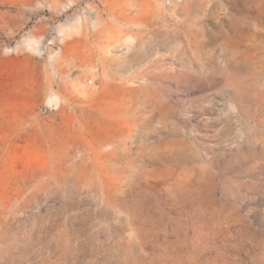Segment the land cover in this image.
<instances>
[{
    "label": "rangeland",
    "instance_id": "1",
    "mask_svg": "<svg viewBox=\"0 0 264 264\" xmlns=\"http://www.w3.org/2000/svg\"><path fill=\"white\" fill-rule=\"evenodd\" d=\"M0 264H264V0H0Z\"/></svg>",
    "mask_w": 264,
    "mask_h": 264
},
{
    "label": "bare ground",
    "instance_id": "2",
    "mask_svg": "<svg viewBox=\"0 0 264 264\" xmlns=\"http://www.w3.org/2000/svg\"><path fill=\"white\" fill-rule=\"evenodd\" d=\"M245 70V69H244ZM69 72H70V70H69Z\"/></svg>",
    "mask_w": 264,
    "mask_h": 264
}]
</instances>
